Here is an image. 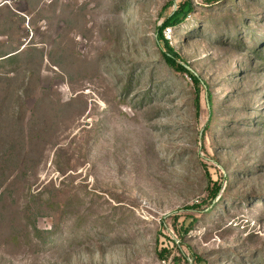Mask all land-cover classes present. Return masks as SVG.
I'll return each instance as SVG.
<instances>
[{
  "label": "rangeland",
  "instance_id": "1",
  "mask_svg": "<svg viewBox=\"0 0 264 264\" xmlns=\"http://www.w3.org/2000/svg\"><path fill=\"white\" fill-rule=\"evenodd\" d=\"M10 52L0 264H264V0H0Z\"/></svg>",
  "mask_w": 264,
  "mask_h": 264
},
{
  "label": "trees",
  "instance_id": "2",
  "mask_svg": "<svg viewBox=\"0 0 264 264\" xmlns=\"http://www.w3.org/2000/svg\"><path fill=\"white\" fill-rule=\"evenodd\" d=\"M183 10L181 9L180 12H182ZM188 14L187 13H184L183 14V18L180 19L178 18V13H175L173 16L169 17L166 19V21L163 23V26L161 28H159V35H160V38L162 40V43L164 45V47H166V50L165 51H161L160 50V55L163 59V61L165 62V64L171 68L174 72L176 73H186L188 74L191 79L193 80L194 82V85L197 87V90L195 91V95H194V106H195V109L196 111L198 112L200 110V104H199V90H198V87H200V85L202 84V82H199V80L192 74L191 71H189L184 62L182 61H179V57L176 55V53H174L171 48L169 49L168 48V42L164 39V37L161 35V32L163 30L164 27H167V26H173V27H176L178 25L181 24V22L186 18ZM159 45V44H158ZM160 46V45H159ZM10 55V57L8 56ZM8 56V57H7ZM15 55H13V52H10L8 54H5V55H2L0 56V59H3V58H12L14 57ZM206 96H207V105L209 107V111H208V121L210 123L211 121V117H212V102H211V97H210V94L209 93H206ZM208 127V125H207ZM220 190V187H218L212 196H215L218 191Z\"/></svg>",
  "mask_w": 264,
  "mask_h": 264
},
{
  "label": "built area",
  "instance_id": "3",
  "mask_svg": "<svg viewBox=\"0 0 264 264\" xmlns=\"http://www.w3.org/2000/svg\"><path fill=\"white\" fill-rule=\"evenodd\" d=\"M171 32L170 28H166L164 34H169Z\"/></svg>",
  "mask_w": 264,
  "mask_h": 264
}]
</instances>
